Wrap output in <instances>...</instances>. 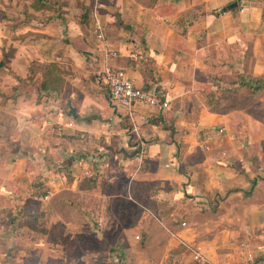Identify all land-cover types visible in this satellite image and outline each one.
Instances as JSON below:
<instances>
[{
	"label": "crops",
	"instance_id": "1",
	"mask_svg": "<svg viewBox=\"0 0 264 264\" xmlns=\"http://www.w3.org/2000/svg\"><path fill=\"white\" fill-rule=\"evenodd\" d=\"M233 2L0 0V264H264V0ZM107 66L167 106L112 107Z\"/></svg>",
	"mask_w": 264,
	"mask_h": 264
},
{
	"label": "built area",
	"instance_id": "2",
	"mask_svg": "<svg viewBox=\"0 0 264 264\" xmlns=\"http://www.w3.org/2000/svg\"><path fill=\"white\" fill-rule=\"evenodd\" d=\"M96 37L102 38L101 27L95 23ZM113 55V53H111ZM102 81L107 90L109 104L112 107H130L134 103H142L150 106L165 108L167 103L160 101L154 94L135 86L131 80L124 76L118 69L105 67L102 71ZM142 147L136 155L138 162L142 159ZM50 193H46L48 196ZM184 225V224H182ZM136 238V236H135ZM184 250L196 264H206L203 254L194 246L183 244Z\"/></svg>",
	"mask_w": 264,
	"mask_h": 264
},
{
	"label": "rangeland",
	"instance_id": "3",
	"mask_svg": "<svg viewBox=\"0 0 264 264\" xmlns=\"http://www.w3.org/2000/svg\"><path fill=\"white\" fill-rule=\"evenodd\" d=\"M261 80L264 83V77ZM238 93L240 94H237L235 91H233L232 93H228V95L224 99V102H226L228 106H237V105H243L244 103H246L248 98L258 99L259 97V91H256V90L245 89L244 91H240ZM249 107H250L249 108L250 110H254L255 116L261 117L262 119H264V104H262L259 101L255 103H252L250 101Z\"/></svg>",
	"mask_w": 264,
	"mask_h": 264
},
{
	"label": "trees",
	"instance_id": "4",
	"mask_svg": "<svg viewBox=\"0 0 264 264\" xmlns=\"http://www.w3.org/2000/svg\"><path fill=\"white\" fill-rule=\"evenodd\" d=\"M3 64H4V60H1L0 61V67H2ZM252 82L253 83L249 86V88H251V89L258 90V89L264 87V83H263V81L261 79H256V80H253ZM255 84H257V86H255Z\"/></svg>",
	"mask_w": 264,
	"mask_h": 264
},
{
	"label": "water",
	"instance_id": "5",
	"mask_svg": "<svg viewBox=\"0 0 264 264\" xmlns=\"http://www.w3.org/2000/svg\"><path fill=\"white\" fill-rule=\"evenodd\" d=\"M243 1H245V0H237V2H233V3H231V4L229 5V7H230V8H233V7L236 6L237 3H240V2H243Z\"/></svg>",
	"mask_w": 264,
	"mask_h": 264
}]
</instances>
